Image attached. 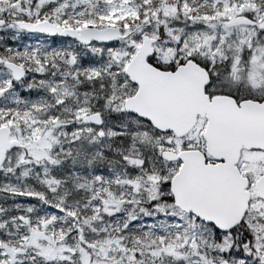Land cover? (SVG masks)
I'll use <instances>...</instances> for the list:
<instances>
[{
  "label": "snow or ice",
  "instance_id": "obj_1",
  "mask_svg": "<svg viewBox=\"0 0 264 264\" xmlns=\"http://www.w3.org/2000/svg\"><path fill=\"white\" fill-rule=\"evenodd\" d=\"M0 264H264V0H0Z\"/></svg>",
  "mask_w": 264,
  "mask_h": 264
}]
</instances>
